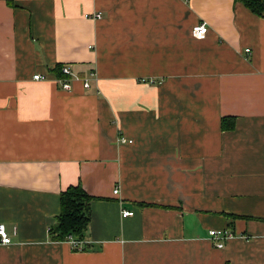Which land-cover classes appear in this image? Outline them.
<instances>
[{"label":"crops","instance_id":"0c3cea01","mask_svg":"<svg viewBox=\"0 0 264 264\" xmlns=\"http://www.w3.org/2000/svg\"><path fill=\"white\" fill-rule=\"evenodd\" d=\"M77 184L93 197L81 251L48 233ZM0 224V264H264V17L234 0H0Z\"/></svg>","mask_w":264,"mask_h":264},{"label":"trees","instance_id":"16d2710c","mask_svg":"<svg viewBox=\"0 0 264 264\" xmlns=\"http://www.w3.org/2000/svg\"><path fill=\"white\" fill-rule=\"evenodd\" d=\"M234 1L242 4L252 14L264 17V0ZM61 67L57 65L53 69L56 77L61 76ZM224 120H222V126L225 127ZM231 126V124L228 125V127ZM92 199L93 197L80 184L71 185L62 191L59 198L60 212L55 218V223L49 227L50 237L55 241H67L68 237H71L77 242H83L90 221L89 203Z\"/></svg>","mask_w":264,"mask_h":264},{"label":"built area","instance_id":"2783aa9c","mask_svg":"<svg viewBox=\"0 0 264 264\" xmlns=\"http://www.w3.org/2000/svg\"><path fill=\"white\" fill-rule=\"evenodd\" d=\"M100 14H95V19H100ZM208 32L207 25L205 23H199L192 27L191 35L193 38L197 40H202L206 37V34ZM250 50L246 49L245 52L248 53ZM60 77L56 78V83L60 87V90L62 91H69L70 90V82L71 78L73 76L71 68L68 66H62L60 69ZM35 81H41L45 80V77L40 75H34L32 77ZM82 85L84 89H89L90 83L88 80H83ZM120 143H131L130 140H126L125 138L119 139ZM118 190H114L113 194H117ZM133 212L124 210L122 211V217H129L132 216ZM49 233V228H48ZM13 234H16V229L13 230ZM209 240L213 242L214 246L218 249L223 248L224 242L226 240H229L234 237V233L230 231L229 229H219V230H209L208 232ZM70 244L73 250L75 251H81L84 249V242H77L73 240L71 237H68V240L66 241ZM0 244L1 245H9L11 244V238L7 234L5 230V226L3 224H0Z\"/></svg>","mask_w":264,"mask_h":264}]
</instances>
